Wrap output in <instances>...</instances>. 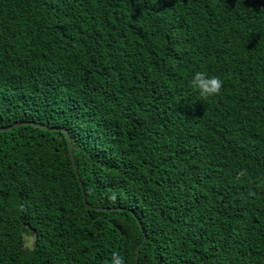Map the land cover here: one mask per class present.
Here are the masks:
<instances>
[{"label":"trees","instance_id":"trees-1","mask_svg":"<svg viewBox=\"0 0 264 264\" xmlns=\"http://www.w3.org/2000/svg\"><path fill=\"white\" fill-rule=\"evenodd\" d=\"M7 127L0 264H264V0H0Z\"/></svg>","mask_w":264,"mask_h":264},{"label":"clouds","instance_id":"clouds-1","mask_svg":"<svg viewBox=\"0 0 264 264\" xmlns=\"http://www.w3.org/2000/svg\"><path fill=\"white\" fill-rule=\"evenodd\" d=\"M190 86L201 97H211L221 92L223 80L219 75L196 72L191 77ZM111 264H126V261L122 256H114Z\"/></svg>","mask_w":264,"mask_h":264},{"label":"water","instance_id":"water-1","mask_svg":"<svg viewBox=\"0 0 264 264\" xmlns=\"http://www.w3.org/2000/svg\"><path fill=\"white\" fill-rule=\"evenodd\" d=\"M22 124H24V125H32V126H35V127H38V128H42V129H49V127H47V126H44V125H41V124H38V123H34V122H23L20 125H22ZM15 126H17V124ZM9 129H11V127L3 128V129H0V132L1 131H6V130H9ZM62 130H63V132H64V134L66 136V139H67V144H68L69 154H70V158H71V163H72L73 170L75 172L76 178H77V180L79 182V185H80V189H81L82 197H83V203L85 205V208L88 209V210L89 209L101 210V208H95V207L90 206L87 203V201H86V196H85V193H84V186H83L82 180L80 178V175L78 173L77 166L75 164L72 140H71L70 135L67 132V130H65V129H62ZM104 210H106V209H104ZM145 240H146V236L143 238L142 242L136 248V257H135L136 258V264H138V256H139L140 246Z\"/></svg>","mask_w":264,"mask_h":264},{"label":"rangeland","instance_id":"rangeland-1","mask_svg":"<svg viewBox=\"0 0 264 264\" xmlns=\"http://www.w3.org/2000/svg\"><path fill=\"white\" fill-rule=\"evenodd\" d=\"M26 245H27V246H33V243H32V240H31V237H28V238L26 239Z\"/></svg>","mask_w":264,"mask_h":264}]
</instances>
